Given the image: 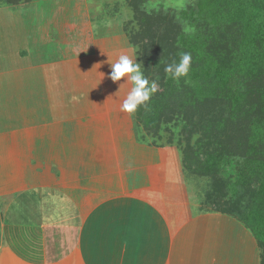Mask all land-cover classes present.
<instances>
[{
    "label": "crops",
    "instance_id": "1",
    "mask_svg": "<svg viewBox=\"0 0 264 264\" xmlns=\"http://www.w3.org/2000/svg\"><path fill=\"white\" fill-rule=\"evenodd\" d=\"M36 54L0 73L11 89L0 94V264H262L243 225L193 207L158 149L109 124L104 115L117 109L106 101L86 115L83 100L64 101L74 116L61 119L55 81L75 79L79 59ZM39 88L49 102L37 92L31 112L28 94ZM66 126L74 132L63 137Z\"/></svg>",
    "mask_w": 264,
    "mask_h": 264
},
{
    "label": "trees",
    "instance_id": "2",
    "mask_svg": "<svg viewBox=\"0 0 264 264\" xmlns=\"http://www.w3.org/2000/svg\"><path fill=\"white\" fill-rule=\"evenodd\" d=\"M126 3L138 26L128 38L161 75L137 121L156 135L179 114L188 136L199 133L182 150L188 174L200 180L198 210L238 221L264 255V0H189L176 13L148 9V0ZM185 24L194 31L185 34ZM184 52L188 76L165 77V65Z\"/></svg>",
    "mask_w": 264,
    "mask_h": 264
},
{
    "label": "rangeland",
    "instance_id": "3",
    "mask_svg": "<svg viewBox=\"0 0 264 264\" xmlns=\"http://www.w3.org/2000/svg\"><path fill=\"white\" fill-rule=\"evenodd\" d=\"M188 1L148 0L147 8L154 11L163 8L176 13L183 9ZM131 20L132 11L126 0H0V73L8 70L7 68L10 66L22 64L24 61L32 63L28 58L30 54L38 56L36 53L45 52L44 57H47V55L57 54L59 49L62 56H76L79 59L77 63L72 60L74 68L76 66L75 79L68 80L61 75V79L59 77V80L55 81L56 87H59L60 83V92L54 95L53 102L57 104V100H59L57 108L60 110L57 113L60 118H73L74 116L73 107L66 109L63 104L64 101L67 104H73V99L83 100L84 104H89L88 108L84 109L83 114L85 115L93 114L96 110L95 104L106 101L107 107L117 109L114 112H112L113 110L110 111L107 116L104 115L109 124L118 122V129L124 127L125 134H134L133 137L142 145L148 144L150 147L158 149L163 159L167 158L168 167L177 172L176 179L179 178L180 180V189L187 186L190 202L197 209L200 204L201 188L195 183L200 182V180L196 177L192 178L188 174L185 164L182 163V150L187 143L193 147L194 142L200 136L199 133L188 136L184 132L188 129L185 120L181 115L176 114L174 119L160 125L156 135L147 134L134 113L130 115L120 110L131 89V84L125 82L123 78L116 83L108 79L111 64H114L121 55H129L137 56L136 62L142 65L144 75L149 81L158 78L159 82L161 75L156 69L155 63L150 62L151 60L144 61L142 46L132 44L128 38L129 34L138 29L137 23L131 22ZM46 35L49 38L46 39L47 42L43 39ZM133 49H135V53ZM18 57H22L23 60L20 61ZM31 59L36 61L35 57ZM150 63L152 66L149 67L150 71L147 73L145 64L148 66ZM63 69L65 72L61 70L62 73L71 71L68 65H64ZM61 82L66 85L71 84V88L75 86L77 93L63 94L64 88ZM0 83V94L3 93V89L5 93H10V85H6L9 83V78L0 77ZM37 92L43 98L42 103L47 102V99H44L46 93H43L41 88L30 90L28 95H30L31 100L29 99V101L31 103L28 104H30L31 112H36L37 108H41L37 106ZM39 105L43 107L45 104ZM12 109L16 111L17 106H12ZM82 112L78 110V116ZM93 128L86 131L88 135L96 133L92 132ZM67 129L69 132L72 130L74 132L73 127L67 128L66 126L62 129L63 137L65 134L67 135ZM95 130L101 134L107 133L100 126L96 127ZM82 132L84 131L82 130ZM18 143L12 144L13 150H19ZM195 186L199 189L194 188ZM203 188L205 192L208 191L207 182ZM208 207L209 205L205 206L204 210H207ZM67 248L68 243L63 246V251ZM263 256L262 252V264H264Z\"/></svg>",
    "mask_w": 264,
    "mask_h": 264
},
{
    "label": "clouds",
    "instance_id": "4",
    "mask_svg": "<svg viewBox=\"0 0 264 264\" xmlns=\"http://www.w3.org/2000/svg\"><path fill=\"white\" fill-rule=\"evenodd\" d=\"M183 31L185 34H189L194 29L185 24ZM133 52L135 53V49H133ZM136 58L137 56L121 55L114 64H111V71L108 76V79L113 83L123 78L125 82L131 84V89L120 108L122 112L130 115L135 113L138 107L146 106L150 98L159 89L158 78L149 81L144 75L142 65L136 62ZM191 59L190 53H180L178 61L173 60L165 65L166 77L171 78L173 81L187 77L190 71Z\"/></svg>",
    "mask_w": 264,
    "mask_h": 264
}]
</instances>
